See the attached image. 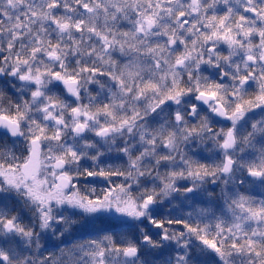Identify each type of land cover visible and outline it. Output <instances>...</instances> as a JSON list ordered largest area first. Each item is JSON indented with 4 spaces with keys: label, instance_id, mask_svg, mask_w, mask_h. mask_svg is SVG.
I'll use <instances>...</instances> for the list:
<instances>
[{
    "label": "snow or ice",
    "instance_id": "obj_1",
    "mask_svg": "<svg viewBox=\"0 0 264 264\" xmlns=\"http://www.w3.org/2000/svg\"><path fill=\"white\" fill-rule=\"evenodd\" d=\"M0 264H264V0H0Z\"/></svg>",
    "mask_w": 264,
    "mask_h": 264
}]
</instances>
